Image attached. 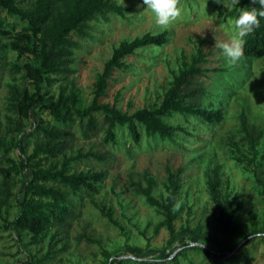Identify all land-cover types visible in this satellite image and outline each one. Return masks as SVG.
<instances>
[{"label":"rangeland","instance_id":"obj_1","mask_svg":"<svg viewBox=\"0 0 264 264\" xmlns=\"http://www.w3.org/2000/svg\"><path fill=\"white\" fill-rule=\"evenodd\" d=\"M112 1L123 8V16H98L88 23L85 35L73 33L71 38L79 43L72 54L73 74L55 77L45 89L55 96L62 89L75 94L78 107L85 108L93 100L94 85L105 62L121 42L168 32L164 46L140 49L123 60L124 66L112 72L99 102L129 115L156 108L174 78L197 59L202 73L193 77L190 89L200 88V106L221 110L223 119L208 124L195 116L172 114L165 122L184 128L186 134L163 141L143 133L138 145L126 128H116L115 141L106 144L103 133L85 136L76 121L71 126L75 140L65 156L97 153L104 159L86 156L72 163L69 171L104 172L105 178L96 185L95 194L83 192L72 198L78 202V212L67 250L60 251V244L51 238L53 232L35 238L16 234L9 227L18 212L16 185L13 196H0V264H38L37 260L41 264H107L110 256L125 258L122 264H214L200 251L188 250L182 255L169 243L186 230L198 231L205 238L199 244L215 250L210 241L222 237L220 212L210 190L215 178L223 205L238 208L233 218L236 242L253 236L234 252L229 264H264V58L242 56L232 63L218 47L235 33L234 22L243 0L238 4L234 0H179L181 16L166 28L155 24V15L143 0ZM0 21L14 25L5 26L11 37L0 41L5 46L0 53V138L12 143L8 157L22 166L32 149L30 133L35 122L53 121L38 109L31 118L19 112L15 93L35 91L20 68L35 60L19 56L13 47L14 36L25 25L7 17L1 8ZM101 118L97 115L98 121ZM244 128L258 137L253 148ZM57 162L60 165L62 158ZM148 180L153 182L152 196L161 206H167L169 193H174L170 212L176 217L170 223L163 207L149 205L137 192L136 186L145 188Z\"/></svg>","mask_w":264,"mask_h":264},{"label":"trees","instance_id":"obj_2","mask_svg":"<svg viewBox=\"0 0 264 264\" xmlns=\"http://www.w3.org/2000/svg\"><path fill=\"white\" fill-rule=\"evenodd\" d=\"M241 7L264 11L261 0H243ZM0 8L7 17L17 18L25 25L23 32L14 36L17 41L15 40L13 47L18 55L31 56L35 60L34 63H25L20 68L35 91L31 94L15 93L17 108L28 118L38 109L47 113L53 121V124L40 119L35 122L30 133L33 139L32 149L24 156L22 166L8 157L13 148L12 143H4L0 138V150L4 159V166L0 167V196L5 199L13 196L12 189L18 185L15 195L18 212L9 227L16 234H29L35 238H44L49 232H53L51 238L60 244V251L64 252L67 250L72 223L78 212V202H74L72 198L83 192L95 194L96 185L105 178L104 172L69 171L72 163L86 156L104 159L103 155L97 153L65 156L72 149L75 140L71 126L76 121L81 123L85 136L103 133L106 144L115 141L116 128H126L131 141L138 145L143 133L147 137H156L163 141L172 140L178 133L186 134L184 128L173 127L165 122L172 114L195 116L208 124L220 123L223 114L219 109L201 107L198 101L203 91L200 88L190 89L193 77L202 73L197 67V59L174 78L161 104L156 108H142L129 115L115 106L99 102L112 72L124 66L123 60L140 49L164 46L169 41L168 32L147 33L132 41L121 42L112 51L102 73L97 77L92 102L85 108H79V99L75 94H66L62 89L55 96L45 88L51 86L55 77H68L73 74L72 54L79 49V43L71 35H85L88 23L98 16H123V8L112 0H0ZM258 19L259 26L244 38L243 56L247 59L264 58V16H258ZM6 25L10 24L0 21V41L2 38L11 37L10 31L5 29ZM4 48L0 43V53ZM97 115L102 116L100 121ZM244 134L253 148L258 137L245 128ZM59 158H62L60 165L57 162ZM173 176L170 174L171 178ZM218 184V178L210 183L212 197L220 212L222 232V237H215L210 241L215 250L199 244L205 239L200 232L189 230L181 238L173 236L169 245L177 248V253L182 255L185 251L195 250L204 253L214 264H229L234 252L242 249L253 236L236 242L233 218L238 213V208L232 209L230 203L223 205L219 199ZM152 185L153 182L148 180L147 187L137 185L136 190L145 197L149 205L163 207L152 196ZM174 199V193L170 192L168 205L163 207L169 223L176 217L170 212L175 203ZM124 259L110 256L107 264H122ZM36 263L41 264L42 260H37Z\"/></svg>","mask_w":264,"mask_h":264},{"label":"clouds","instance_id":"obj_3","mask_svg":"<svg viewBox=\"0 0 264 264\" xmlns=\"http://www.w3.org/2000/svg\"><path fill=\"white\" fill-rule=\"evenodd\" d=\"M144 4L155 15V24L160 27H167L181 16L182 9L179 0H143ZM264 4V0H261ZM238 4L239 0H234ZM258 16H264V11H257L255 8L241 7L235 19V33L227 40L218 43L223 50L224 56L232 63H235L243 56V45L245 37L259 26ZM213 24V21L209 22ZM259 235V233H258Z\"/></svg>","mask_w":264,"mask_h":264}]
</instances>
